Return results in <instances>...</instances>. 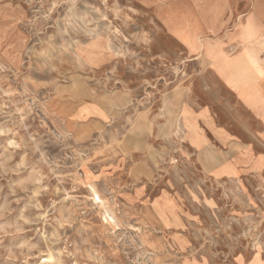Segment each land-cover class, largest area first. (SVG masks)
Wrapping results in <instances>:
<instances>
[{"label":"rangeland","instance_id":"rangeland-1","mask_svg":"<svg viewBox=\"0 0 264 264\" xmlns=\"http://www.w3.org/2000/svg\"><path fill=\"white\" fill-rule=\"evenodd\" d=\"M192 2L0 0V264H264V175L208 180L183 146L206 63L158 15Z\"/></svg>","mask_w":264,"mask_h":264},{"label":"crops","instance_id":"crops-1","mask_svg":"<svg viewBox=\"0 0 264 264\" xmlns=\"http://www.w3.org/2000/svg\"><path fill=\"white\" fill-rule=\"evenodd\" d=\"M168 8L159 9V26L184 46L189 61L206 63L195 72L189 69L176 108L184 149L194 158L192 169L216 182L260 179L264 175V39L256 27L264 33V4L193 0L183 10L171 4ZM201 42L206 47H200ZM150 157L140 150V170L152 163Z\"/></svg>","mask_w":264,"mask_h":264},{"label":"bare ground","instance_id":"bare-ground-1","mask_svg":"<svg viewBox=\"0 0 264 264\" xmlns=\"http://www.w3.org/2000/svg\"><path fill=\"white\" fill-rule=\"evenodd\" d=\"M99 206L103 207L104 211L102 214L103 221L116 228L119 225L118 217H116L112 208L108 205L105 200L100 199Z\"/></svg>","mask_w":264,"mask_h":264},{"label":"built area","instance_id":"built-area-1","mask_svg":"<svg viewBox=\"0 0 264 264\" xmlns=\"http://www.w3.org/2000/svg\"><path fill=\"white\" fill-rule=\"evenodd\" d=\"M264 59V58H263Z\"/></svg>","mask_w":264,"mask_h":264}]
</instances>
